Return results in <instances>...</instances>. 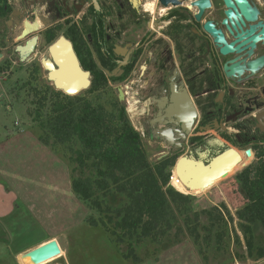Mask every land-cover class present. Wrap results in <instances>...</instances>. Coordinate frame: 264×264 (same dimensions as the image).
I'll list each match as a JSON object with an SVG mask.
<instances>
[{"label":"flooded vegetation","instance_id":"obj_1","mask_svg":"<svg viewBox=\"0 0 264 264\" xmlns=\"http://www.w3.org/2000/svg\"><path fill=\"white\" fill-rule=\"evenodd\" d=\"M254 5L257 21L245 19L242 29L228 22L231 30L224 23V0H2L0 21L13 19L5 22L6 62L20 66L26 88L54 86L51 74L60 81L71 76L62 57L71 44L92 84L99 83L98 93L116 96L142 147L158 148L160 160L211 165L235 151L242 165L247 151L252 161L264 153V61L250 68L264 59V43L252 54L244 45L224 55L205 24L211 22L236 48L245 41L242 31L264 23V11ZM235 66L241 73L228 75L226 69ZM37 233L19 239L39 238ZM8 246L21 248L11 239Z\"/></svg>","mask_w":264,"mask_h":264},{"label":"rangeland","instance_id":"obj_2","mask_svg":"<svg viewBox=\"0 0 264 264\" xmlns=\"http://www.w3.org/2000/svg\"><path fill=\"white\" fill-rule=\"evenodd\" d=\"M252 2L264 11V0H252ZM6 21L11 24L13 19L7 17L0 21V29L2 27L4 31L0 34V54L5 56L0 60V151L6 150L11 154L0 155V173L5 174L4 178L11 185L7 190L12 189L17 193L22 191L23 200L20 199L19 194L16 196L11 191L9 195L13 199L12 203L18 199V202L24 201L26 205L22 203L25 206L36 208L34 214L44 229L42 232L36 230L38 233L29 231V237L37 233L39 238H27V240L24 238L22 242L19 239V232L12 230L11 240L20 241L21 248L24 249L18 253L19 247H13L12 250L8 245L0 243V264H21V256H26L42 243L45 235L51 240H57L62 250L61 257L50 264H264V258L248 257L244 234L236 216V211L243 209L249 200L247 199L244 206L236 209L222 192L224 186L239 183L237 175L244 170L243 165L256 163L257 159L252 161L253 153L242 165H237V169L232 173L229 172L201 189H187L183 184L181 188L176 183L175 174L173 178L176 164L171 168L170 187L176 191L180 187L183 195L191 198L189 206L193 213L213 209L221 212L224 220L222 229L225 233L221 247L215 242L214 236L210 242H207L206 227L209 226V219L203 214L198 222L193 223L199 227L198 243L188 232L185 215H177V220L173 221V229L158 242L151 239L139 243L135 239L120 242L101 224L98 227H91L87 223L88 217L93 215L98 218L100 214L79 200L72 190V179L80 176V170H77L78 164L73 160L76 155L72 151L81 149V145L74 143L71 151L67 145L51 147L40 141L39 137L44 136V132L33 117L36 105L31 88L34 86L26 88L20 66L15 63L8 66L6 62L8 52L4 47L7 46L6 38L9 31L8 27H5ZM19 32L20 28L15 29L14 36ZM36 86L63 93L50 83L42 82ZM86 91L77 95L64 94L70 97H85L93 103H103L109 110H111L109 102L116 101V96L109 91L92 94ZM49 105L48 102L43 111L44 116L50 109ZM26 141H28L27 146ZM30 141L33 145H30ZM36 143L44 146L43 156L39 153L42 152L40 149L37 151L38 148L33 147ZM143 148L150 163L160 161L156 157L160 154L157 153L160 151L158 148L148 146ZM86 175L90 178L95 176L89 170H86ZM1 177L3 176L0 175V179ZM21 177L29 179L24 183L19 181L18 178ZM125 202L126 199L119 195L104 200L105 205L112 209L123 206ZM189 216L194 219L193 214ZM217 231H220V228H215L213 235ZM254 238L257 246L264 247V228L261 224L254 227ZM25 241H27L26 245H24ZM131 247L139 261H135L131 256Z\"/></svg>","mask_w":264,"mask_h":264},{"label":"trees","instance_id":"obj_3","mask_svg":"<svg viewBox=\"0 0 264 264\" xmlns=\"http://www.w3.org/2000/svg\"><path fill=\"white\" fill-rule=\"evenodd\" d=\"M31 90L36 105L34 121L39 122L44 132L40 141L51 147L67 145L71 151L74 143L81 145V149L72 151L80 170V176L72 179V190L79 200L100 214L98 218L88 217L91 227L101 224L120 242L134 239L138 243L145 239L158 242L173 229L177 215H185L188 232L198 243L199 227L193 223L203 214L209 219L207 242L214 236L215 242L222 246L225 233L221 212L213 209L193 213L189 206L191 198L170 187L175 162L168 159L149 162L128 115L117 101L109 102V110L105 104L93 103L85 97H70L37 86ZM99 90V83L95 82L88 92ZM48 102L50 109L44 116ZM86 170L93 172L94 178L88 177ZM237 179L241 186L235 182L224 186L222 192L236 209L249 200L243 209L236 211V216L248 257L262 259L264 247L256 245L254 227L261 224L264 228V153ZM116 195L126 199L124 205L117 209L106 206L104 200ZM190 214L194 215L193 220ZM215 228L220 231L213 235ZM130 254L139 261L132 247Z\"/></svg>","mask_w":264,"mask_h":264},{"label":"water","instance_id":"obj_4","mask_svg":"<svg viewBox=\"0 0 264 264\" xmlns=\"http://www.w3.org/2000/svg\"><path fill=\"white\" fill-rule=\"evenodd\" d=\"M224 3L227 7L226 15L228 19L224 23L230 29L228 22H231L235 27L237 23L240 28L243 25H246L245 19L248 22H255L258 19L259 9L250 1V0H224ZM236 28V27H235ZM260 28V31L258 29ZM205 30L209 32L214 38L215 43L219 46L221 53L226 55L235 51H240L241 47L248 45L251 48L250 54L253 53L258 42L262 41L264 43V23L259 22L256 25H251L246 31H242L239 34L240 40H245L238 47H234L235 44H228L223 33L219 30H216L215 26L208 22L205 24ZM231 30V29H230ZM26 33L23 34L25 36ZM65 40L61 38L59 41ZM66 41V40H65ZM67 42V41H66ZM68 44H70L68 42ZM54 46L52 45L50 50L54 53ZM18 51L23 55V49L18 47ZM62 57L64 63H68L70 71L72 72L71 81H60L54 78L51 74L50 79L53 82L54 86L61 91L69 95H77L84 90H87L91 87L92 82L90 80V74L84 72L80 66L77 55L70 44L68 48L62 50ZM3 58V55L0 54V60ZM264 59H260L256 62L250 63V68L255 70L257 65H262ZM228 75H233L234 71L241 73L239 66L232 68H227ZM123 97L121 96V99ZM247 156H251V151L246 152ZM241 163V156L234 151V154L230 157L229 160L223 162L218 159L214 160L211 165H205L202 161L197 162L193 161L186 162V158H181L177 161L175 170L178 173L179 179L184 183L187 189H194L202 187L200 177L204 180L205 184L209 185L213 183L218 177L226 175V173L236 164ZM43 230V229H42ZM47 239V240H46ZM38 245V244H37ZM61 247L57 240H51L47 235L44 237V241L38 246L33 248L28 254L31 258L33 264H42L48 260H51L59 255H61Z\"/></svg>","mask_w":264,"mask_h":264},{"label":"crops","instance_id":"obj_5","mask_svg":"<svg viewBox=\"0 0 264 264\" xmlns=\"http://www.w3.org/2000/svg\"><path fill=\"white\" fill-rule=\"evenodd\" d=\"M28 144V141H26V146ZM30 145H33V143L30 141ZM34 148H38L37 151H39V149L42 151L39 153L43 156L44 154V146L40 145L39 143L34 144L33 146ZM46 147V146H45ZM47 150V148H46ZM2 154H11L9 152H7L6 150H1L0 151V155ZM48 155V154H47ZM8 163V162H7ZM1 179H0V206H3V208H0V243L4 244V245H8L9 239H11V235H12V230H15L16 232H19L20 236L21 234H27L29 232V229L31 232L39 230L42 232L43 226L41 225V223L39 222L36 214V211L34 209H32L31 206H25L26 204L24 203V201H20L18 202L17 200H14V202L12 203L13 199L11 198V196L9 194L14 193L16 196H18V194L20 195V199L23 200V194L22 191L20 193H17V191H14L12 189H8V187H10L11 185H9V183L6 181V179L4 178V173L1 174ZM19 181L21 180L22 182L25 183V181L29 178H18ZM10 192V193H8ZM22 195V197H21ZM27 195V193H26ZM19 198V197H18ZM20 203L17 207H15L16 204ZM41 235V234H40ZM24 248H20L17 249L18 253L21 251H23Z\"/></svg>","mask_w":264,"mask_h":264},{"label":"bare ground","instance_id":"obj_6","mask_svg":"<svg viewBox=\"0 0 264 264\" xmlns=\"http://www.w3.org/2000/svg\"><path fill=\"white\" fill-rule=\"evenodd\" d=\"M69 74H70V72H69ZM71 74H72V72H71ZM71 76H69V77H65V82H67V81H71ZM60 88H62V87H59V90H60ZM241 156V155H240ZM242 160V159H241ZM242 163H243V161H242ZM240 163H238V164H236V165H234L227 173H226V175L229 173V172H233L235 169H237V165H239ZM174 174H175V178H176V183H177V185H179L181 188H182V186L184 185V183L179 179V177H178V173L176 172V170H174ZM226 175H224V176H226ZM224 176H221V177H218L216 180H218V179H221L222 177H224ZM200 179H201V182H202V184H203V186L202 187H204V186H206L207 184H205V182H204V180L202 179V177H200ZM183 184V185H182ZM180 187H178V191L179 192H181V193H183V190L180 188ZM202 187H198V188H194V189H201ZM177 188V187H176ZM193 190V189H192ZM62 252V251H61ZM59 257H61V255L60 256H57V257H55V258H53V259H51V260H48V261H46V262H44V263H42V264H50V263H52L53 261H55V259H57V258H59ZM21 264H33L32 263V261H31V258H30V256H29V254H27L26 256H21Z\"/></svg>","mask_w":264,"mask_h":264}]
</instances>
